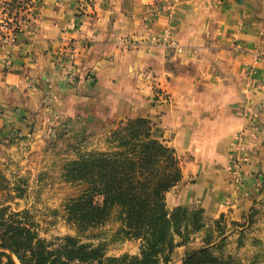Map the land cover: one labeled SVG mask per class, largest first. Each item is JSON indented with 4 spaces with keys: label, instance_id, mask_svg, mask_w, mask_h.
<instances>
[{
    "label": "crops",
    "instance_id": "1",
    "mask_svg": "<svg viewBox=\"0 0 264 264\" xmlns=\"http://www.w3.org/2000/svg\"><path fill=\"white\" fill-rule=\"evenodd\" d=\"M22 1L21 32L0 43V138L14 132L34 150L83 138L88 150L120 121L145 117L179 161L170 208L238 220L264 201V0H171L159 11L161 0ZM166 28L177 48L156 42ZM76 45L70 82L55 57ZM239 133L247 157L238 179ZM193 248L174 252L181 260Z\"/></svg>",
    "mask_w": 264,
    "mask_h": 264
},
{
    "label": "trees",
    "instance_id": "2",
    "mask_svg": "<svg viewBox=\"0 0 264 264\" xmlns=\"http://www.w3.org/2000/svg\"><path fill=\"white\" fill-rule=\"evenodd\" d=\"M107 142V149L82 152L64 164V179L82 185L65 203V215L79 228L113 217L125 237L141 240L139 253L107 256L101 244L70 235L51 246L22 219L24 212L6 216L0 209V264H171L174 248L205 227L202 208H167L166 193L181 177L179 161L171 147L152 137L148 118L120 121ZM220 237L213 240L207 232L203 245L184 253L182 264H236L214 252Z\"/></svg>",
    "mask_w": 264,
    "mask_h": 264
},
{
    "label": "rangeland",
    "instance_id": "3",
    "mask_svg": "<svg viewBox=\"0 0 264 264\" xmlns=\"http://www.w3.org/2000/svg\"><path fill=\"white\" fill-rule=\"evenodd\" d=\"M18 2L15 5L0 0V36L8 33L15 38L16 33L21 32L15 18L23 11L19 10L23 1ZM16 139L19 138L14 132L0 138V209L6 216L10 212H24L22 219L25 218L38 237L53 243L51 246H56L61 237L70 235L83 243L101 244L107 256L139 253L141 240L125 237L119 231L120 222L113 217L95 227L79 228L65 215V203L80 193L82 185L64 179V164L82 152L107 149V137L103 144L97 141L88 150V141L83 138H50L37 150L29 142L19 143ZM166 205L171 209L167 201ZM203 220L205 227L192 233L186 244L203 245L207 232L213 240L221 235L223 241L215 248L216 254L230 256L236 264H264V201L252 206L238 220L229 217L211 220L205 215ZM179 257L173 250L171 264H182Z\"/></svg>",
    "mask_w": 264,
    "mask_h": 264
},
{
    "label": "built area",
    "instance_id": "4",
    "mask_svg": "<svg viewBox=\"0 0 264 264\" xmlns=\"http://www.w3.org/2000/svg\"><path fill=\"white\" fill-rule=\"evenodd\" d=\"M171 0H161L156 5V11H159L160 9H163L165 5H170ZM15 38L13 35H7L6 33H3L0 36V43L4 44L9 41H13ZM156 42L162 46H168L171 48H177L179 46L177 39L173 36L171 28H166L161 33H159L156 36ZM84 43V41L79 42L78 45H81ZM74 48H66L62 50L63 52H58L55 57V64L58 66H66L67 72H66V79L68 81H74L75 80V62L78 55V49L77 46ZM88 81H92V78L90 75L86 76ZM31 85H33L30 82ZM245 136L243 133H239L237 137L235 138L233 144H232V152H231V162L230 166L233 170V173H235L236 178H240V168L242 163L246 160V150H245Z\"/></svg>",
    "mask_w": 264,
    "mask_h": 264
}]
</instances>
